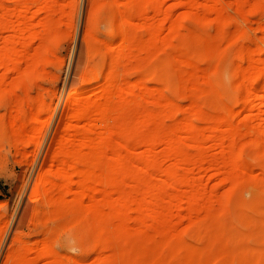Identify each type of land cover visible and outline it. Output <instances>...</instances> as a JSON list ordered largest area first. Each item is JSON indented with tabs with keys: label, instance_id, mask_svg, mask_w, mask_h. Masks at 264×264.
<instances>
[{
	"label": "rangeland",
	"instance_id": "obj_1",
	"mask_svg": "<svg viewBox=\"0 0 264 264\" xmlns=\"http://www.w3.org/2000/svg\"><path fill=\"white\" fill-rule=\"evenodd\" d=\"M0 264H264V0H0Z\"/></svg>",
	"mask_w": 264,
	"mask_h": 264
},
{
	"label": "bare ground",
	"instance_id": "obj_2",
	"mask_svg": "<svg viewBox=\"0 0 264 264\" xmlns=\"http://www.w3.org/2000/svg\"><path fill=\"white\" fill-rule=\"evenodd\" d=\"M7 261V260H6Z\"/></svg>",
	"mask_w": 264,
	"mask_h": 264
}]
</instances>
